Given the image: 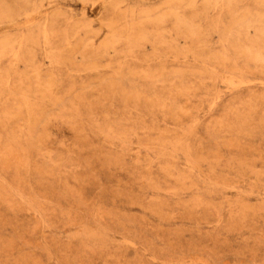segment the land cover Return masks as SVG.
<instances>
[{
    "label": "rangeland",
    "instance_id": "1",
    "mask_svg": "<svg viewBox=\"0 0 264 264\" xmlns=\"http://www.w3.org/2000/svg\"><path fill=\"white\" fill-rule=\"evenodd\" d=\"M0 264H264V0H0Z\"/></svg>",
    "mask_w": 264,
    "mask_h": 264
}]
</instances>
